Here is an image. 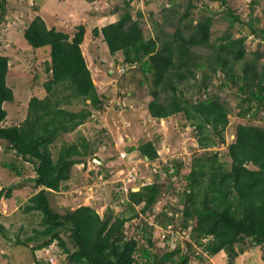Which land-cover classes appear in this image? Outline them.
<instances>
[{
	"label": "trees",
	"instance_id": "trees-1",
	"mask_svg": "<svg viewBox=\"0 0 264 264\" xmlns=\"http://www.w3.org/2000/svg\"><path fill=\"white\" fill-rule=\"evenodd\" d=\"M194 1H186L172 34L159 31L157 37L146 38L141 29V13L135 20L132 18L131 0L125 1L115 22L91 31L93 38L101 37L109 54L120 53L123 64L129 68L137 66L150 80L152 99L147 104L148 115L152 119H167L183 114L195 131L200 151L191 160L188 171L183 161L160 163L152 183L137 191L129 188L127 199L121 203L126 212L118 216L108 210L100 216L86 205L60 214L49 201V193L60 192L74 166L85 165L86 158L93 153V143L84 137L62 144L55 157L51 147L62 135L74 132L94 111L101 112L104 105L81 52L85 27L79 25L69 35L49 29L40 16H35L23 30V38L30 47L49 49V60L44 62L48 77L43 83L46 95L29 99L26 116L19 125H2L7 117L4 104L12 102L14 94L6 81L9 59L0 54V142L6 143L22 162L31 164L34 176L29 181L37 191L27 199L22 211L40 215L39 228L24 240L16 237L15 246L28 247L33 243L31 250L36 251L56 242L69 264H189L194 248L209 256L224 252L226 264H235L246 243L249 247L264 244V127L253 123L264 112V66H258L257 55L252 60L245 59L246 36L232 38L227 33L219 38L218 44H212V16L203 17L196 24L187 21L195 8ZM212 1L225 7L230 28L240 24L247 28L248 34L264 36V28L258 29L253 21L256 18L252 17L258 0H250L251 21L245 24L228 6V0ZM163 10L174 12L170 7ZM5 11L6 0H0V25ZM195 47L213 49L214 58L208 61L211 71L222 75L225 87L229 83L236 87L237 115L247 122L236 126L234 138L226 145V163L220 161L212 148L218 143L225 144L223 134L229 125V108L214 96L192 102L179 89L189 76L194 78V70L203 68L201 58L192 51ZM207 80L208 75L204 74L202 81ZM202 85L205 90V83ZM165 92L168 96L161 100L160 95ZM73 101L84 106L79 110L64 107ZM135 149L151 164L159 159L152 142L131 147L129 151ZM3 167L21 176L12 163H3ZM12 190L0 189V199L10 198ZM169 191L180 198V217L168 213L171 211L164 207L158 212L153 210ZM116 196L120 198L119 193ZM139 216L133 231L125 234V223ZM168 225L175 231L189 228L190 241L185 240V251L180 242L172 243V234L161 240ZM61 230L69 233L71 251L61 237ZM0 235L9 237L1 225Z\"/></svg>",
	"mask_w": 264,
	"mask_h": 264
},
{
	"label": "rangeland",
	"instance_id": "rangeland-1",
	"mask_svg": "<svg viewBox=\"0 0 264 264\" xmlns=\"http://www.w3.org/2000/svg\"><path fill=\"white\" fill-rule=\"evenodd\" d=\"M125 1L6 0V11L0 25V54L9 59L10 70L6 81L12 88L14 99L4 104L7 117L3 126L19 125L26 116L29 99L46 95L43 83L48 77L44 71V62L49 60V49H33L27 44L22 33L29 22L35 16H40L49 29L55 28L69 35L75 33L79 25L85 27L81 52L104 105L101 112L94 111L74 132L62 135L51 147L55 157L62 144L77 142L80 137L93 143V153L86 158L85 165L74 166L69 181L63 184V189L57 193H49L51 207L60 214L80 205L91 206L100 216L107 210L112 211L114 216L125 213L120 198L116 196L115 184L121 179L130 178L131 174L127 187L131 185L132 188L138 189L152 183L154 176L153 163L143 159L138 150L129 151L131 147L152 142L161 156L160 161L172 160L174 164L183 161L186 171L191 160L200 153L195 131L183 114L167 119H152L147 112V104L152 99L150 80L141 74L137 66L129 68L123 64L120 53L109 54L101 37L92 36L93 28H102L117 20ZM186 1L131 0L130 12L134 20L136 15L141 13L143 34L146 38H153L160 34L159 31L166 34L175 31V26L184 13ZM249 2L250 0L227 1L228 6L244 24L251 21ZM193 3L195 8L190 11L187 21L196 24L203 17L212 16V44H218L219 38L227 33L232 38L246 36L245 59L252 60L257 55L258 66H264V36L248 34L247 28L240 24L230 28L225 7L218 2L195 0ZM166 7H170L174 12L164 11ZM252 17L256 18L253 21L258 29L264 28V0H258ZM192 51L201 58L200 64L203 68L194 70V78L189 76L179 85V89L183 96L192 102L214 96L229 108V125L223 134L225 144L218 143L212 148L213 152H217L220 161L226 163V145L234 138L236 126L247 123L237 115L238 91L230 83L225 87L222 75L219 72L213 74L211 71L208 61L214 58L213 49L195 47ZM235 70L240 73L238 65H235ZM204 74L208 75L205 82L202 81ZM204 83L205 90L202 85ZM167 96V92L161 93L160 99L164 100ZM83 106L82 103L73 101L71 105L64 107L79 110ZM253 123L264 127V112L259 113ZM3 163H12L21 176L3 167ZM32 176L34 173L31 164L22 162L8 149L6 143L0 142V189L13 188L10 198L0 199V225L9 232L7 239L0 235V264H36L35 261L43 264H69L67 255L56 242L46 249L36 251L31 250L33 243L28 247L15 246L13 243L16 237L24 240L33 234V230L39 228V213L22 211L27 199L37 191L29 181ZM124 199H127L126 195ZM177 201L179 204L176 205ZM163 207L171 211L168 213L180 217L182 203L173 192H167L155 204L153 210L158 212ZM138 209L139 207H136V211ZM139 220L140 216L125 223V234L132 232ZM60 232L71 251L73 246L68 241L69 233L62 230ZM184 232L188 235L189 228ZM175 241L180 242L181 249L185 251V239L182 241L172 238L173 244ZM202 241L207 242L206 239ZM244 249V252L235 258V264H264V244L249 247L246 243ZM156 250L160 252V246L157 245ZM193 252L189 264H226L228 261L224 252L215 256L201 253L200 248H194Z\"/></svg>",
	"mask_w": 264,
	"mask_h": 264
},
{
	"label": "built area",
	"instance_id": "built-area-1",
	"mask_svg": "<svg viewBox=\"0 0 264 264\" xmlns=\"http://www.w3.org/2000/svg\"><path fill=\"white\" fill-rule=\"evenodd\" d=\"M157 154L159 155V161L157 160L156 162L153 163V172H157V170L159 169L160 167V163H164L166 161H160V154L159 152H157ZM158 163V164H156ZM133 180H135V178H133ZM128 183H127V182ZM129 181H131V174H130V178H127V179H121L119 180V186H115L116 187V192L115 193H119L120 194V200L121 202L120 203H123L124 202V197L125 195L127 194L129 188L131 187V185L129 186V188L127 187V184H129ZM117 184V183H116ZM139 189V188H138ZM138 189H134L132 188L133 191H137ZM153 218V217H152ZM152 218L150 217L148 222L151 223L152 222ZM167 234H172V238H176V239H181L183 241V239L187 240L188 239V235L185 234L184 230H172V226L171 225H168V227L165 228V230H163V233L161 235V240H165V237ZM172 240V239H171Z\"/></svg>",
	"mask_w": 264,
	"mask_h": 264
},
{
	"label": "water",
	"instance_id": "water-1",
	"mask_svg": "<svg viewBox=\"0 0 264 264\" xmlns=\"http://www.w3.org/2000/svg\"><path fill=\"white\" fill-rule=\"evenodd\" d=\"M96 162H98V161H96ZM99 163V162H98Z\"/></svg>",
	"mask_w": 264,
	"mask_h": 264
},
{
	"label": "crops",
	"instance_id": "crops-1",
	"mask_svg": "<svg viewBox=\"0 0 264 264\" xmlns=\"http://www.w3.org/2000/svg\"><path fill=\"white\" fill-rule=\"evenodd\" d=\"M240 256V255H239Z\"/></svg>",
	"mask_w": 264,
	"mask_h": 264
}]
</instances>
